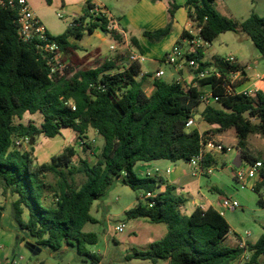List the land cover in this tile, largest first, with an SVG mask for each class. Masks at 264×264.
<instances>
[{
	"label": "trees",
	"instance_id": "1",
	"mask_svg": "<svg viewBox=\"0 0 264 264\" xmlns=\"http://www.w3.org/2000/svg\"><path fill=\"white\" fill-rule=\"evenodd\" d=\"M10 1L0 0V190L5 199L15 198L12 216L20 230L29 233L44 251L59 252L68 245L99 264L100 258L87 250V245L98 243V235L83 229L89 223H98L91 214L94 203L104 200L120 182L138 194L136 205L125 213L127 220L143 219L165 224L168 229L162 239L153 242L146 251L136 250L130 260L231 264L248 253L247 264H264V233L257 242H246L244 248L227 246L224 242L231 227L216 209L197 207L187 213L189 199L178 193L175 186L167 185L158 176L140 177L135 171L141 162L189 163L199 155L209 132L188 128L191 118L218 126L216 131L220 133L234 129L242 157L249 163L257 162L259 158L248 153L247 144L251 135L264 138V92L254 95L236 92L247 78L231 83L230 75L245 74L243 68L220 57L204 61L203 48L188 58L197 63L196 73L210 69L214 72L197 77V86L157 80L152 95L137 80L142 74L139 62L130 61L124 66L119 57L99 58L93 65L82 68L78 62L84 63L89 56L84 60L79 57L80 48L71 40L80 41L97 29L119 39L118 31L108 28L106 16L93 17L90 12L95 6L89 2L86 16L75 20L65 33L52 36L65 66L63 71L53 70L57 64L50 61L51 56L40 48L39 42H25L20 37L19 8ZM46 1L52 5V0ZM165 1L169 2L168 24L144 33L152 43L161 42L173 31L180 6L176 0ZM216 3L217 0L187 1L188 17L192 26L201 30L199 36L211 44L224 33H244L264 59V16L253 11L247 19L238 21L219 13ZM189 38L192 36L185 31L179 44ZM132 42L138 46L135 38ZM204 87L218 98L220 107L207 105L200 113L198 108L204 94L200 88ZM28 113L43 116L41 127L15 122ZM197 115L201 119L197 120ZM63 129L75 131L82 148L88 146L85 140L89 131L94 130L104 140L98 161L91 165L88 159H80V166L76 167L73 162L77 152L74 147H67L50 163L39 165L32 152L14 148L17 139L36 135L54 138ZM214 164L210 156L202 162L204 167ZM50 174L55 183L47 181ZM78 174L85 178L80 187L75 185ZM164 185L166 189L160 192ZM263 188L264 167L253 189L260 193ZM149 192L156 197L144 200ZM49 196L53 203H46ZM260 203L264 205V200Z\"/></svg>",
	"mask_w": 264,
	"mask_h": 264
},
{
	"label": "rangeland",
	"instance_id": "2",
	"mask_svg": "<svg viewBox=\"0 0 264 264\" xmlns=\"http://www.w3.org/2000/svg\"><path fill=\"white\" fill-rule=\"evenodd\" d=\"M32 2L39 5L42 0ZM259 5L261 15L264 16V2L260 1ZM58 13H61V11L57 9L47 11L50 20L56 24V29H51L55 34L61 33L60 31L70 24L66 16L63 15L62 18H59L57 16ZM96 42L99 43L98 40ZM256 50L258 49L256 48ZM87 56H89V59L84 63L78 62V64L83 65L82 68L93 65L101 58L89 53L82 56L83 60ZM165 79H168V77H165ZM43 121L44 118L40 113L34 115L28 113L22 120H15L16 123L26 125L32 123L38 127H41ZM196 124L194 127H196ZM88 134V139L85 140L88 146L84 148L80 147V140L72 129H63L62 133L54 138L36 135L33 138H29L28 141L17 139L14 148L20 151L32 152L36 163L42 165L50 163L55 156L60 155L67 147H74L77 152L73 162L74 166H80V159H88L93 165L98 161V156L104 146V140L93 130H90ZM18 141H20L19 146L16 144ZM32 141L33 143L31 144ZM247 145L250 155H261L264 158V138L258 135H251L248 138ZM234 147L237 148L236 146ZM236 157L237 154L225 165L224 161L219 159L213 165V173L209 175L194 176L191 166L183 161L178 164L164 163L159 168L160 173L156 174L158 177L166 178L167 167L171 166L170 168L174 169L180 166L185 174V181L190 183L191 191L196 196L198 195L201 198L204 196L216 202L223 198L237 200L240 203V208L237 211H227L224 214L231 227L230 235L224 244L231 247L239 246L242 238L246 242L255 243L264 233V205L260 203L261 199L264 200V188L258 193L250 185L242 187L238 184L231 167ZM246 166L247 161L244 159L242 167ZM137 170V174L140 177H146V171L140 172L141 169L139 167L136 168ZM199 179L200 188L197 186ZM47 181L49 183L56 182L51 174L48 176ZM84 181L85 178L82 174L75 176V185L77 187H80ZM137 196L138 194L130 187L117 182L104 200L94 203V205L99 206V210L97 211V208H93L91 214L97 219L98 223L87 224L83 231L98 235V243L96 245H87V250L100 258L99 264H167L163 260L153 263L140 259H129L136 250H148L150 245L162 239L168 230L165 224H153L143 219H126L125 213L136 205ZM13 200L15 198L5 199L0 190V206L3 209V217L0 224V264H37L39 262H44V264H94L92 259L78 254L68 245H64L59 252H48L47 257L44 258L43 252L45 251H38L39 247L36 245L35 240L29 233L20 230L15 223L12 216ZM201 202L204 203L205 199L202 198ZM46 203H53V198L49 196L46 199ZM186 208L189 209V206ZM186 208L185 211H187ZM28 217L29 215L26 211L24 219L27 220ZM120 223L126 224V228L122 233L116 231V226ZM246 233H250V236H246ZM249 260L250 254L246 253L231 264H247Z\"/></svg>",
	"mask_w": 264,
	"mask_h": 264
},
{
	"label": "crops",
	"instance_id": "3",
	"mask_svg": "<svg viewBox=\"0 0 264 264\" xmlns=\"http://www.w3.org/2000/svg\"><path fill=\"white\" fill-rule=\"evenodd\" d=\"M32 1L35 0H29L32 9L35 11L41 22L46 26L49 33L54 36L63 34V32L65 33L68 27L75 20L86 16L89 2L95 7L97 6L108 11L113 16L117 24L119 39L114 38L110 34L104 33L100 29H97L93 34H86L80 41L71 40L80 48L78 56L82 57L83 55L92 53L101 58L116 59L119 57L121 60L120 64L124 66L129 65L130 57L133 54L144 56L145 61L141 63L142 74L137 78V80L142 83L143 89L148 95H152L154 93L155 82L157 80L167 83L181 82L183 85L197 86L195 81L197 78L195 68L190 67L186 60L177 65H171L165 62L166 55L175 46L179 45L182 34L185 31H189L192 27V22L188 17V10L186 8L188 0H176L180 8L175 14L173 31L170 35L158 43L150 42L144 36V33L147 31H156L168 24V1L52 0V5H48L46 0H42L39 5ZM260 1L264 2V0H217L216 7L222 15L232 17L238 21H243L247 19L253 11H257L256 13L261 15V11L259 9ZM50 9L60 10V14H62V16H66L67 20L70 22V24L63 29L64 31H60L61 33L55 34L51 31V29H56V24L50 20L47 14V11ZM89 22L90 18L86 20L87 24ZM132 38H135L138 41V46L132 42ZM96 40H98L99 43H97ZM183 43L184 41L182 44ZM111 47H114V49H111ZM204 55V61H212L215 57H235L237 65L245 71V74L239 73L236 76V79H241L244 76L247 78L246 81L236 89L237 92H251L253 95L258 91L264 92V59L262 58L260 52L256 50L252 40L249 39L246 34L235 32L224 33L213 43L208 44L204 48ZM159 71L165 72L164 76L161 78L156 77V74ZM207 72H214V69H210ZM165 77H168V79H165ZM200 89L206 94L211 92L207 87ZM206 106L207 104L202 103L198 108V112H203ZM211 106L220 107L217 102L212 103ZM196 119H201V115H197ZM196 127L201 133L209 132V134L205 136L207 140L205 150L208 153L207 156H210L216 163L219 159H222L225 165L230 162L235 154H237V157L234 162L237 161L238 157H240L243 163L245 158L242 157V151L237 146L238 138L234 129L220 133L216 131L218 126L209 125L204 121L198 122ZM209 144L221 145L224 150L218 151L209 146ZM228 149H230V151H228ZM247 151L250 152L248 147ZM254 156L264 162V158L261 155ZM234 162L233 165H231L233 168L232 172H235ZM164 163L178 164L180 161L176 163L168 160L141 162L137 164L136 168L139 167L141 169L140 172L146 171L147 173L148 170L154 171L155 169L160 168ZM248 163L249 162L247 161V164ZM185 164L187 163L185 162ZM170 167L171 166L166 169L167 177L162 178L166 181L167 185L175 186L178 193L185 195L189 199L187 204L189 209L186 208L187 213L193 212L197 207L202 209L213 207L218 210L221 200L216 202L203 196L202 198L205 199V202L202 203V198L193 194L190 183L185 181V174L182 172V168L180 166L175 167L174 169ZM168 169L171 170L170 173L167 172ZM136 172H138V170ZM197 186H200V179ZM165 189L166 186L164 185L159 191L161 192ZM98 207V205L93 206V208H97V211L99 210Z\"/></svg>",
	"mask_w": 264,
	"mask_h": 264
},
{
	"label": "built area",
	"instance_id": "4",
	"mask_svg": "<svg viewBox=\"0 0 264 264\" xmlns=\"http://www.w3.org/2000/svg\"><path fill=\"white\" fill-rule=\"evenodd\" d=\"M10 4L12 5H17L19 8V19H18V25H19V34L20 37L22 38L23 41L25 42H32L34 40H37L40 44V48L47 53V56H51L50 61H54L55 64H57V67H55L53 70H59L63 71L64 65L61 64V59H62V53L59 51V45L57 44L56 41H54L52 38V34L49 33L48 29L46 26L41 22L35 11L32 9L29 0H11ZM91 14L93 17H100V16H106L109 20V25L108 28L110 30H117V24L113 18V16L106 10H103L100 7H94L91 10ZM59 18H62V14H58ZM200 29L191 27L189 30L190 35L192 38L186 39L183 44H179L175 46L165 57V62L167 64L171 65H177L183 61H187L190 67L196 68L197 63L194 60H189L188 55L197 53L200 49L205 48L208 43L203 40L199 34H200ZM111 49H114V47H111ZM131 62H139L142 63L145 61V57L142 55L138 54H133L130 57ZM226 62H229L230 64L237 65V60L235 57L230 56L225 58ZM61 64V65H60ZM165 72L164 71H159L156 74L157 78H161L164 76ZM209 73L207 71L197 73V77L199 78H204L208 75ZM239 73L232 74L230 75V80L231 83L236 81V76ZM219 76V74H217ZM230 92H233V89L230 88ZM237 92V90H236ZM244 93H249L251 92H244ZM201 100L203 103L207 105H211L212 103L218 102V98L214 97L212 92L206 94L204 93L203 96L201 97ZM196 124V120L191 118L188 123L187 127L192 128ZM22 140H29L27 139H22ZM86 143V142H85ZM16 144L19 146L20 141L16 142ZM81 144H84L81 143ZM206 143L204 147L202 148L201 152L199 155L193 157L191 161L188 163L191 168L193 169V175L194 176H202V175H208L213 173V166L210 167H204L202 165L203 160L205 157L208 155V153L205 150ZM212 148L218 150V151H223L224 148L221 145H214V144H209ZM230 151V149H228ZM264 167V162L261 160H258L255 163H248L246 167H240V168H234V178L240 184L242 187L243 186H248L250 185L252 188L255 187L256 183L260 179V172ZM168 173L171 172L170 169L167 170ZM160 173V169L157 168L154 171L148 170L146 173L147 177H153L156 176V174ZM156 194L155 193H146L144 195V200L150 199V198H155ZM240 208V203L231 198H223L221 200V204L218 207V212L224 216V214L227 211H237ZM126 228V225L124 223H120L119 225L116 226V231L117 232H124ZM246 236H250V233H246ZM239 246L241 248H244L246 246V241L242 238Z\"/></svg>",
	"mask_w": 264,
	"mask_h": 264
},
{
	"label": "water",
	"instance_id": "5",
	"mask_svg": "<svg viewBox=\"0 0 264 264\" xmlns=\"http://www.w3.org/2000/svg\"><path fill=\"white\" fill-rule=\"evenodd\" d=\"M33 141L31 142V144ZM242 165V159L240 157L237 158V161L234 162V167L235 168H240ZM1 219H2V211L0 210V224H1ZM38 251H43L40 247L38 248ZM50 253V251H48ZM48 252H43L44 258L47 257Z\"/></svg>",
	"mask_w": 264,
	"mask_h": 264
}]
</instances>
